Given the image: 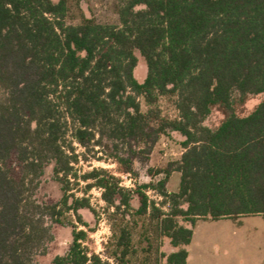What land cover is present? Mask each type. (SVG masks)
<instances>
[{"label":"trees","instance_id":"1","mask_svg":"<svg viewBox=\"0 0 264 264\" xmlns=\"http://www.w3.org/2000/svg\"><path fill=\"white\" fill-rule=\"evenodd\" d=\"M74 4L0 0V264H40L52 226H70L68 216L88 227L79 211L97 212L71 178L91 155L102 160L96 149L106 140L114 161L133 174L163 135L181 134L182 158L163 172L181 174L180 190L166 193L165 180L132 192L103 169L86 173L84 193L101 190L107 206L106 258L90 253L87 232L75 229L69 251L52 264H134L139 255L148 264L152 237L176 250L166 264H187L197 220L264 217V101L244 115L264 94V0H117L119 25L97 23L78 7L80 23L68 24ZM136 52L148 68L143 83ZM162 97L175 98L177 119L161 115ZM214 111L223 119L210 129L204 122ZM14 155L21 175L10 165ZM51 162L64 195L41 205L35 192Z\"/></svg>","mask_w":264,"mask_h":264},{"label":"rangeland","instance_id":"2","mask_svg":"<svg viewBox=\"0 0 264 264\" xmlns=\"http://www.w3.org/2000/svg\"><path fill=\"white\" fill-rule=\"evenodd\" d=\"M58 3L60 0H53ZM78 1V6H72V12L67 19L68 24H79L77 18L82 10L85 16L95 20L101 24L119 25L120 19L117 14V0H75ZM78 7V8H77ZM75 17V18H73ZM139 59L138 67L135 70V76L139 82L143 83L148 75V68L144 58L139 52H136ZM264 101V94L252 97L246 105L245 116L249 115L254 108ZM143 111L148 108L145 104L142 105ZM157 109L165 118L175 120L178 117L176 109V100L173 97H162L156 104ZM223 116L214 111L204 122V126L215 129L219 126ZM185 138L177 132H167L163 135L154 148L148 160L143 158L135 161L134 173H126L125 168L117 164L112 157V145L109 141H104L102 146L98 147L97 157L102 160H94L91 157V162H80L75 165L74 172L77 173L78 179L71 178V185L75 189L74 192L78 197H87L90 200L92 209L97 212V215L90 209H82L79 211L83 220L88 224L84 227L78 223L73 216H68V221H72L70 226H52L54 240L47 246V253L39 256L37 261L40 264H52L56 256H64L70 249L73 242V231H85L88 234L87 239L83 242L85 248L90 253H95L106 258L107 245L112 241L113 232L110 222L108 221L107 206L102 200V191L94 188L88 195L84 193L88 183L84 182L80 177L86 173L97 169L105 170L110 175H113L121 180L122 186L129 191H136L143 185L157 186L161 181H167L165 192L168 194L178 193L180 190L181 174L173 172L167 178L164 171L170 169V165L178 163L184 153L182 146ZM74 147L79 156L85 153V150L74 143ZM10 165L14 171L21 175L22 166L14 155ZM55 162L49 163L45 167L43 176L40 178L35 199L41 205H51L59 202L63 193L62 181H59L54 173ZM151 201H154L165 213L170 211L168 205L163 206L164 199L152 189L146 191ZM134 208L139 207L138 198L134 196L132 201ZM187 209V205L183 207ZM186 228L192 229L190 223H185L179 220ZM195 240L188 247L190 253L191 264H235L242 263H257L264 261V217L262 216H245L234 219H223L219 221L213 220H197L195 227ZM142 231L138 229L135 232V243L140 240ZM153 250L149 255L148 264H166L167 257L175 252L171 242L168 239H160L152 237ZM146 246V243L142 244ZM145 258L139 255L135 258L134 264H143ZM113 262V261H111Z\"/></svg>","mask_w":264,"mask_h":264},{"label":"crops","instance_id":"3","mask_svg":"<svg viewBox=\"0 0 264 264\" xmlns=\"http://www.w3.org/2000/svg\"><path fill=\"white\" fill-rule=\"evenodd\" d=\"M193 231H194V235H193V240H192V243L191 244H193V241L195 240V236H196L195 230H193ZM188 247H187V250H188ZM188 253H189V251H188ZM187 264H191V261H190V253H189L188 260H187ZM217 264H224V263H217ZM235 264H248V263L238 262V263H235ZM249 264H264V261H260V262H257V263L250 262Z\"/></svg>","mask_w":264,"mask_h":264}]
</instances>
